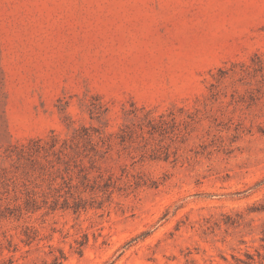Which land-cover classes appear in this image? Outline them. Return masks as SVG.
<instances>
[{"label": "rangeland", "instance_id": "obj_1", "mask_svg": "<svg viewBox=\"0 0 264 264\" xmlns=\"http://www.w3.org/2000/svg\"><path fill=\"white\" fill-rule=\"evenodd\" d=\"M0 264H264V0H0Z\"/></svg>", "mask_w": 264, "mask_h": 264}]
</instances>
